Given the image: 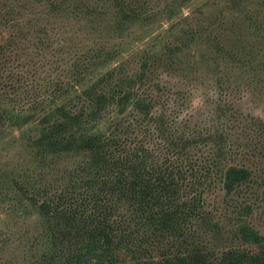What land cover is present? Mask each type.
I'll return each mask as SVG.
<instances>
[{
  "label": "trees",
  "instance_id": "16d2710c",
  "mask_svg": "<svg viewBox=\"0 0 264 264\" xmlns=\"http://www.w3.org/2000/svg\"><path fill=\"white\" fill-rule=\"evenodd\" d=\"M246 88L264 0H0V207L37 218L26 264H264Z\"/></svg>",
  "mask_w": 264,
  "mask_h": 264
},
{
  "label": "rangeland",
  "instance_id": "374dc122",
  "mask_svg": "<svg viewBox=\"0 0 264 264\" xmlns=\"http://www.w3.org/2000/svg\"><path fill=\"white\" fill-rule=\"evenodd\" d=\"M138 35V32L134 33ZM144 41L129 38V46H143ZM203 69V68H202ZM172 83L179 82L176 78L167 77ZM202 81L209 82L208 75H202ZM208 86L199 87L200 89L193 97V104L199 105L200 91L209 90ZM237 105L244 111L257 114L264 118V91L256 88H246L242 93L235 96ZM6 211L0 207V264H26V259L35 250V228L37 218L35 216H6ZM249 222L264 235V216L262 208L255 209L249 216Z\"/></svg>",
  "mask_w": 264,
  "mask_h": 264
}]
</instances>
